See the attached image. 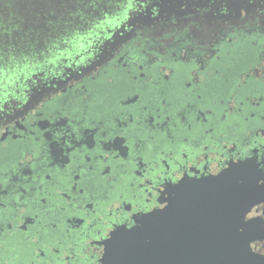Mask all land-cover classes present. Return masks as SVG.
Wrapping results in <instances>:
<instances>
[{
  "label": "flooded vegetation",
  "instance_id": "obj_1",
  "mask_svg": "<svg viewBox=\"0 0 264 264\" xmlns=\"http://www.w3.org/2000/svg\"><path fill=\"white\" fill-rule=\"evenodd\" d=\"M256 15L194 64L172 54L174 38L145 29L93 71L0 117V264H101L111 235L163 209L178 181L264 162ZM249 215L260 237L251 252L264 255V205ZM157 234L180 240L174 226Z\"/></svg>",
  "mask_w": 264,
  "mask_h": 264
},
{
  "label": "rangeland",
  "instance_id": "obj_2",
  "mask_svg": "<svg viewBox=\"0 0 264 264\" xmlns=\"http://www.w3.org/2000/svg\"><path fill=\"white\" fill-rule=\"evenodd\" d=\"M192 11L199 13L205 7L235 19L237 9L231 0L217 6L215 0H186ZM248 14L262 15L264 0H241ZM184 7L178 0H149L141 8L136 24L119 20L111 27H96V17L85 11L75 21L61 20L62 10L49 0H0V26L7 34V46L0 62V117L15 114L17 109L31 104L50 90L93 71L111 52L145 29L155 34L165 16L178 15ZM112 11L119 14L115 5ZM159 13L160 20L153 17ZM105 19H113L107 13ZM18 38V39H17ZM23 41V43H21Z\"/></svg>",
  "mask_w": 264,
  "mask_h": 264
},
{
  "label": "water",
  "instance_id": "obj_3",
  "mask_svg": "<svg viewBox=\"0 0 264 264\" xmlns=\"http://www.w3.org/2000/svg\"><path fill=\"white\" fill-rule=\"evenodd\" d=\"M230 168L216 176L183 179L179 188L171 186L163 209L111 235L101 264H264V255L251 252L250 245L245 250L237 235L234 210L243 193L239 181L224 174ZM178 197L186 202L178 205ZM173 226L180 231L179 242H159L157 232L172 231ZM173 246L178 248L174 258Z\"/></svg>",
  "mask_w": 264,
  "mask_h": 264
},
{
  "label": "snow or ice",
  "instance_id": "obj_4",
  "mask_svg": "<svg viewBox=\"0 0 264 264\" xmlns=\"http://www.w3.org/2000/svg\"><path fill=\"white\" fill-rule=\"evenodd\" d=\"M148 2L149 0H49L50 5H54L64 13L61 20L65 17L73 22L77 17L83 19L81 13L87 11L96 17V27H111L117 20L123 24H136L142 6ZM178 2L184 3L179 14L165 16L163 21L158 24L155 34L166 40L174 38L175 51L172 54L179 56L186 64H194L205 48L211 47L213 43H219L231 25L238 21L247 22L249 10L241 0H231L237 9L235 19H229L226 10L220 13L210 7L203 8L197 14L192 11L186 0H178ZM215 2L219 7L225 3V0H215ZM113 5L119 10L118 15L112 11ZM105 13L114 18L105 19ZM152 19L154 22L160 20L159 13ZM6 37V32L0 26V62L4 60L3 49L7 46ZM0 71H2V67H0ZM2 83L3 80H0V84ZM229 173L233 179L239 181L243 193L234 212L237 235L245 250H248V245L251 244L254 247L255 240L260 239L254 235L252 228L253 223L258 220L251 217L249 213L255 205H264V162L250 158L247 160L237 159L229 171L224 174L229 175ZM183 182V179L178 181L176 188H179ZM259 221H264V218Z\"/></svg>",
  "mask_w": 264,
  "mask_h": 264
}]
</instances>
